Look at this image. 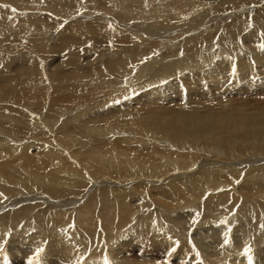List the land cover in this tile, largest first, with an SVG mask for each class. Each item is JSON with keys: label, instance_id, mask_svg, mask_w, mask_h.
<instances>
[{"label": "bare ground", "instance_id": "obj_1", "mask_svg": "<svg viewBox=\"0 0 264 264\" xmlns=\"http://www.w3.org/2000/svg\"><path fill=\"white\" fill-rule=\"evenodd\" d=\"M89 1L106 5H95V9H93L79 4V2L85 3L87 0H27L23 3L14 1L16 5H28V8L36 5L35 10L38 7L39 10L40 8L41 10L42 8L50 10V12L47 11L48 13L42 11L37 14L34 13L33 16L31 15L32 22L29 21L30 19L27 16L20 19L19 17L22 14L18 8L11 11L12 15L15 16L12 19L8 17L9 12H7V9L0 6V58L12 70H14L13 66L16 64L27 65V68L19 73L10 72L6 74L5 71V73H1L2 70L0 71V134L6 133L5 139L0 140V180L4 184L0 186L8 185L10 188L21 186L15 178V173H11V171L8 174L6 173V167H14L16 170L19 168L21 171L26 169L24 167L31 165L37 168L38 171L39 167L44 170V166L49 167L51 170L55 168L56 172L54 173L47 170L48 173L52 174V180L50 181V174L42 172V179L48 178V181L41 182L44 185L59 186L58 190L53 191L50 188H44V185H42L43 189L48 191L54 199L56 196H61V192L62 194L71 195L74 191L75 194V189L71 187L77 186L70 183L64 185L59 181L66 183L68 178H65L64 175L75 173L76 170V174H85L89 169L96 172L97 167L102 168L111 180L123 178V174L130 175L127 169L132 170V177L138 173L150 177L156 167H166V170L160 171L159 174L154 172V175H159V177L168 175L163 177V180L168 182L167 186L164 184L166 187L162 186L155 190L161 191L158 193L161 197L162 192L167 194L179 192L182 198L187 196L186 201L182 200L180 196L183 203L180 205L183 206L186 204L188 207L194 206L198 201H201L202 197L208 195L207 199L204 198V202L209 208L220 210L221 205L225 202H222L226 198L224 197L225 194L231 192L225 190H234L239 187L236 182L242 180L246 182L245 186L248 190L252 191L257 188L264 193V168H262L264 167V160L258 162L257 160L248 159L239 163V165L233 163L218 165V161H214L216 163L213 162L212 165L203 164L204 161L199 162V159L202 158L201 154L206 151L207 154L213 153L217 156L223 154L240 155L247 151L249 153L250 150H253L254 153L255 151L264 153V105H262L264 102L262 101V104L260 102L261 105H259L256 101L258 104L256 105L250 104L248 100L243 105H240L241 103L236 105L231 101L232 99L223 97L227 93H233L234 88L235 90H243L246 93L251 91L264 94V50L260 48V45L264 43V38H261L262 36L256 38L254 33L251 32L252 30L250 32L246 31L249 24L245 18L246 16L241 13V15L235 13V20L230 23L226 24L223 20L222 27L214 24L210 25L209 22H207L209 23L208 27H204L205 29L201 32V29L197 27L198 23L203 24L202 19L206 16H210L207 19L211 22L213 20L211 16L225 14L224 18H226L229 13L239 12V9L243 10L245 5H232L233 2L244 4L256 0H209L208 4L203 0ZM58 5L60 6L58 7ZM61 5L63 6L62 9ZM235 7L237 9L233 10ZM30 8L32 9V7ZM84 13L86 18H83ZM91 13L98 14L94 18H90L93 16ZM48 14L62 16V20H65L64 23L67 24L63 32L70 33L69 36L58 35L57 43L53 44L54 47L59 45L64 47L71 42L85 43L84 46L79 47L92 49L102 46L100 52L87 57V59H91V64L87 66L85 64L88 63L84 62V66L80 69L81 75H77L75 71L65 74L72 75L67 82L63 81L64 74L61 72L50 75L38 69L41 68V63L35 60L34 57L40 59V56H50L48 61L56 57L54 56L55 53L46 49V44L40 42L42 38L38 37L39 41L36 36H32L33 40L43 47L38 52L32 45L20 41H17L14 48L11 41L9 42L6 38L8 35L6 26L9 24L19 29L33 26L31 31L36 33L39 27L38 20L47 18L45 16ZM69 18L71 19L69 20ZM89 21H107L109 35H114L118 30L120 34L125 36L116 41L88 42L89 40L104 41L109 37L98 32L105 28V24H94ZM260 21L262 23V20ZM257 23L259 21H256ZM50 28V23L44 26L45 30H50ZM197 29H200L199 32H197ZM206 30L209 32L206 33ZM76 31L83 33L84 36H73ZM260 32L262 33V30ZM48 33L53 36L52 28ZM243 40L251 43H244ZM231 44H234V47L231 48ZM137 49L147 52L149 56L138 65L137 63L133 65L134 61L138 59L136 56L140 51ZM7 52H11L12 56H6L4 53ZM157 52L160 54L150 56V54ZM61 56L68 59V52L66 54L63 52ZM36 66L38 67L36 68ZM15 67L19 68L18 66ZM87 72H93L97 80L84 83L83 80L87 77ZM129 72L131 74L124 79L123 76ZM100 74L104 78L100 77ZM122 83L126 86L125 88ZM201 85L205 86L204 89L209 92L207 95H211V90H215L216 92H211L212 98H215L219 103L213 102L214 105L208 101L209 108H206L204 104L202 105L200 103L201 95L198 93ZM64 86L68 90H63ZM105 88L108 91L102 90ZM136 89L142 90L136 92ZM112 90L116 92L113 93ZM207 91L204 90V92ZM106 92L110 93L107 94ZM66 93L68 105H63L59 109L62 111L58 113L53 110L40 112L35 109L36 107L32 102L33 99H42L48 102L49 105L60 108L61 103L58 101V97ZM92 94L98 96L94 99ZM126 95L130 99H126L128 98ZM204 97L208 100L207 96ZM262 99L259 97L258 100ZM227 101L231 103H227ZM142 102L147 105L139 107ZM111 103L114 106L112 109V105L110 108L108 107ZM119 103H121L120 108L122 109L113 113L116 104L119 105ZM134 103L139 104L134 105ZM162 103H168L169 107L163 106ZM15 104L22 105L27 112L23 111L24 108L12 106ZM125 104L127 105L125 108L128 107L127 109L124 108ZM122 105L124 106L122 107ZM136 106L138 107L136 108ZM222 107H224L223 113L219 112ZM31 108H34V111ZM247 109H253V111H246ZM112 115L113 117H111ZM223 132L232 138H229V140L234 141L228 151H224V148L219 144L211 145V142L206 144L202 141L204 138L209 139L210 134L213 135L212 139L216 138L215 135L218 137L217 139H221L218 134L221 135ZM167 133H172L173 136L169 137ZM117 134L123 137H117ZM161 135L166 138L169 137V139L161 140ZM5 141L10 142L5 143ZM14 143L19 147L15 146ZM162 143H166V146L162 147L164 151L156 150ZM30 148H33L37 153L32 154L33 149L30 150ZM167 148L171 151L169 150V153L165 155ZM180 152H186L187 157ZM213 155L211 154V156ZM186 159L189 160L186 161ZM243 164H246L245 168H239ZM194 166L215 167L216 171L213 170L214 173L221 175L226 172L225 176H229L234 181L221 183L218 178L219 181H216L215 177H208L209 181L206 185H203L196 183L194 180H188L189 178H184V175L176 178L177 173L183 172L185 174L186 170L190 172L194 169ZM2 167H5L6 170ZM77 167L81 168L76 169ZM220 170H223V172ZM211 171L204 169L201 175L204 178L210 173L213 174ZM38 173L40 172L33 174V176L27 175L30 180L29 183L35 188L43 190L40 188L41 186L36 184V181L41 180ZM60 173H65L63 179ZM169 176L172 178L169 179ZM79 178L82 182L90 183L87 178ZM63 185L65 187L61 188ZM140 185L142 184L140 183ZM89 187L88 185L83 188L80 186L81 191L76 192L81 195L87 189V193ZM21 189L24 190L25 188L22 187ZM126 189L129 188L126 187ZM141 189L146 190V187L143 185ZM208 190H212L213 194L209 195ZM218 190H221V194H214L219 192ZM137 191L138 189L136 190L134 187L130 192L127 191L128 193H119L118 195L130 200ZM21 192L23 191L21 190L18 193ZM154 195H156V192ZM35 198L36 196L30 197L28 195L22 200ZM119 198L118 196L115 198L117 203L111 199L101 201V203H105L104 206H107L111 210L110 213L112 212L111 215L115 217L114 221L111 218L106 219L107 229H110V232L106 231V225L104 226L106 232L104 228L101 229V226V228H95L96 225H93V228H91L90 224L86 225L81 218L83 211L81 208L84 204L76 210L78 214L75 213L74 223L77 222L76 226L67 219L68 217H64L65 219H62V221L67 230L62 228L64 226L59 227L60 225L52 222L54 225H51L50 230L53 232L46 235L48 229L33 220L29 225L24 226L26 216L5 214L9 216L7 217L10 220L9 225L3 224L2 221L5 218L0 216V246L5 247L0 251V253H4L3 255L0 254V260L5 259L10 253L9 256H12L11 258L14 261L11 263L9 258V264H19V262H24L22 260H26L24 264H28L29 259H33L34 263L37 262V264H105L106 257L110 264H231L230 261L236 259L242 261V264H264V199L259 200L255 205V209L248 210L244 222L240 224L247 226L249 235H257V243L241 236L235 240L232 237L226 239L224 237L230 235L229 230L225 229V232L222 231L220 235V231L214 230L216 228L213 229V226H211V229L209 227L206 230L203 228L205 226L199 225L197 230H200V232L203 230L210 232L208 235L199 234L201 239L205 240L204 244L200 242L202 245L199 248L190 242L192 238L189 236L188 231L200 221V215L194 214L195 212H193V216L188 214L191 218L187 222L186 219L184 222L189 230L185 231L183 229L180 235L179 232V234H176L177 228H172L170 224L173 221L170 219L174 215L169 213L162 216L159 213L161 210L160 205L152 207L153 213L150 212L149 215L145 214L146 209L145 213L143 212V215L138 218L139 221L137 220L133 224L131 216L134 214V210L128 207V203L123 201L120 203ZM151 198L153 199V197ZM44 199L50 201L47 200L46 196ZM18 200L21 199L16 201L7 200L9 202L6 201V204L11 206L14 203L16 204ZM140 200L144 201L142 197H140ZM170 200L174 201L171 198ZM170 200L169 204H171ZM176 200V202L179 201L178 198ZM160 201H163V199L161 198ZM92 202H95L94 197L86 201L87 204ZM145 202L143 208H149ZM161 203H164V201ZM176 204L180 206L179 202ZM258 205L259 209L256 210ZM1 206V210H3L5 204ZM12 214H14V210H12ZM205 214L207 216V213ZM30 215L28 214V217ZM40 215V213H36V216ZM135 216L133 215V217ZM144 216L147 218L144 219ZM162 217L165 219H162ZM207 217L212 219L209 218L210 215ZM179 221L181 222V219ZM56 226L57 229H54ZM119 233L126 241L121 246L114 247L113 242L121 238L117 236ZM13 237L20 238L19 243L24 238L23 241L29 242L28 248L34 244L36 249L40 248L43 251L39 253L38 257L37 254L36 256L26 257V254L30 251L27 252L28 249L25 250L21 245V247L12 245L9 249L7 239ZM30 237L31 240L27 241ZM10 242L12 241L10 240ZM121 243L123 242L121 241ZM173 248L175 252H172ZM245 249H250V251L245 252Z\"/></svg>", "mask_w": 264, "mask_h": 264}, {"label": "rangeland", "instance_id": "obj_2", "mask_svg": "<svg viewBox=\"0 0 264 264\" xmlns=\"http://www.w3.org/2000/svg\"><path fill=\"white\" fill-rule=\"evenodd\" d=\"M6 1V2H5ZM0 0V6L1 7H4V8H6L7 9V12H9V16L8 17H11L12 19H14L15 18V16H13L12 14V12L11 11H13V10H17V8L20 10V12H21V16L19 17L20 19L22 18H25V16H27L30 20L29 21H33V20H31V15L33 16V14L34 13H39V12H43V13H48V12H50V10L49 9H45V8H42V10H41V8H40V10H39V7L38 8H36V10H35V7H37L36 5L35 6H30V7H32V9L29 7L28 8V5H24V4H17L16 5V3H14V1L16 2V1H20V3H23V2H26L27 0H12V1H8V0ZM8 1V2H7ZM202 1V0H201ZM235 1V0H234ZM257 1V2H256ZM256 1H254V2H245L244 4H242V3H238V2H233L232 3V5H245L244 7H243V10H240L239 9V12L237 11V12H234V13H229L228 15H227V17L226 18H224V15L225 14H219V15H214V17L213 16H211L212 18H213V20H211V22L207 19V18H210V16H206L204 19H202V22H203V24L202 23H198V25H197V27H199L200 29V32L203 30V29H205L204 27H208L207 25L210 23V25H218V26H221L222 27V25H223V20H225V22L224 23H230L231 21H234L235 20V13H237V14H243V16L245 15L246 17V19H247V21H248V24H249V27L247 28V30L246 31H248V32H250L251 30V32L252 33H254V35H255V37L257 38V37H261V38H264V35H261L262 33H264V12H263V10H264V0H261V1H259V0H256ZM47 2V1H46ZM203 2H205V3H209V0L207 1V0H203ZM7 3H12V4H7ZM48 3V2H47ZM15 4V5H14ZM79 4L80 5H84V6H87L88 8H90V7H92L93 9H95V5H106V4H104V3H92V2H90L89 0H87V2H85V3H81V2H79ZM12 5V6H11ZM22 5V7L20 8V6ZM24 6V7H23ZM60 5H58V7H59ZM33 7H34V9H33ZM62 5H61V9H62ZM60 9V10H61ZM235 9H237L236 7L233 9V10H235ZM39 10V11H38ZM44 10V11H43ZM45 10H46V12H45ZM248 10V11H247ZM38 11V12H37ZM48 11V12H47ZM260 11V12H259ZM246 12V13H245ZM26 13H28V15H26ZM212 13H214V14H216L214 11H212ZM25 14V15H24ZM35 14V15H36ZM93 16H91L90 18H94V16L96 17L97 16V14L98 13H91ZM240 14V15H241ZM16 15V14H15ZM24 15V16H23ZM49 16V17H48ZM45 17H47V18H45ZM44 18L45 19H43V20H38V24H39V27L37 28L38 30L36 31V33H34L33 31H31V28L33 27V26H27V27H25V29H19V28H16V27H14L13 25H11V24H9L8 26H6V30L8 31V35H7V40L10 42L11 41V45L15 48V46H16V44H17V41H20V42H24V43H27V44H30V45H32L35 49H36V51L38 52V51H40V49H43V47L40 45V44H38L37 42H35L34 40H33V38H32V36H36V38L38 39V37H40V38H42V41H40L39 39V41L40 42H42V43H44V44H46V49H49V50H51L53 53H55V55L54 56H56V57H54V59L53 60H49L48 61V59L50 58V56H40V59H37L36 57H34V59L35 60H37L39 63H41V68H38L39 70H41V71H43L44 73H47V74H50V75H55V73H57V72H61V73H63L64 74V76H63V81L64 82H67V80L68 79H70L71 78V74L70 75H65L66 73H71V71H75L76 72V74L77 75H81V68L84 66V62L85 63H88V64H85V65H89V64H91V59H87V57H89V55H92V56H94V53H96V52H100L101 51V48H102V46H99V47H96V48H94V49H92V48H89V47H79V46H84V44L85 43H77V42H71V43H69L67 46H64V47H62V46H58V47H54L53 46V44H55V43H57V36L58 35H61V36H65V35H67V36H69L70 35V33L69 32H63V29H64V27H65V25H67L66 23H64V21L65 20H62V16H60V15H54V16H52L51 14H48V15H46ZM258 17V18H257ZM83 18H86V15H85V13L83 14ZM211 18V19H212ZM224 18V19H223ZM71 18H69V20H70ZM80 19V18H79ZM216 19V20H215ZM220 19V20H219ZM259 19V20H258ZM205 20V21H204ZM221 20H222V22H221ZM227 20V21H226ZM254 20H256L257 22L259 21V23H257L256 24V21H254ZM260 20H262V23H261V21ZM200 21H201V19H200ZM212 21H213V23H212ZM247 21H245V22H247ZM89 22H92V23H94V24H105V28L104 29H102V30H99L98 32L100 33V34H102V35H108L109 37H107L104 41H100V40H89L88 42H91V41H97V42H107V41H116V40H119V39H122V38H124V36L125 35H123V34H120L119 32H118V30H117V32L114 34V35H109L108 34V30H109V25L107 24V21H89ZM207 22H209V23H207ZM252 24H251V23ZM47 23H50V25H51V28H52V30H53V36H51V35H49V31L51 30V28H50V30H45L44 29V26L47 24ZM110 23V22H109ZM222 23V24H221ZM110 24H112V23H110ZM199 24H201V26H199ZM221 24V25H220ZM251 24V25H250ZM204 25V26H203ZM259 25H261V26H259ZM261 27V28H260ZM107 28V29H106ZM223 30L225 29V28H222ZM257 29V30H256ZM199 30L197 29V32H199ZM262 30V33L260 32ZM0 31H1V29H0ZM206 33L207 32H209V31H205ZM257 34V35H256ZM126 35H128V34H126ZM259 35V36H258ZM73 36H75V37H81V36H84V34L83 33H81V32H74L73 33ZM227 37H228V35H227ZM234 41H235V39H234ZM243 42H244V40H243ZM244 43H251V42H244ZM232 47H234V44H231V48ZM66 48V49H65ZM0 49H1V47H0ZM63 49H65L66 50V52H68V59H66L67 57H64V56H61V54L64 52V54H66V52H65V50H63ZM138 51L140 50V49H137ZM137 52V51H136ZM87 53V54H86ZM6 56H12L11 55V52H7V53H4ZM56 54H58V55H56ZM148 53L147 52H145V51H139L138 52V54H137V56H136V58H138L137 60H135L134 61V63H133V65L134 64H136L137 63V65L141 62V61H143V60H145L149 55H147ZM156 54H160L159 52H157V53H153V54H150V56L152 55H156ZM82 57H85V58H83L82 59ZM81 58V59H80ZM78 63V64H77ZM264 63V62H263ZM43 64V65H42ZM15 66H18L19 68H16ZM38 66H36V68H37ZM27 68V65H21V64H16V65H14L13 66V69L14 70H12L11 69V67H8V65H5V63L4 62H2V60H1V58H0V71L2 70V72L1 73H5L6 72V74L7 73H10V72H14V73H19V72H21V71H24L25 69ZM5 71V72H4ZM129 74H131L130 72L129 73H127V74H125L124 76H123V78L125 79L126 78V76H128ZM149 74V73H148ZM87 77L83 80V82L84 83H91V82H94V81H96L97 80V78L94 76V74H93V72H87ZM100 77H102V78H104V76L103 75H101L100 74ZM123 79V80H124ZM94 85H96V84H94ZM122 85L124 86V84L122 83ZM121 85V86H122ZM67 86H68V84H67ZM122 86V87H123ZM203 85H201L200 86V90H199V94L201 95V100H200V103H202V105L204 104V106L206 107V108H209V102H211V104L214 102V103H219L217 100H215V98H212V93L211 92H216L215 90H211V92H210V94L211 95H207V93L209 94V92L207 91V89H204V87L205 86H203ZM238 86H240V85H238ZM69 87V86H68ZM126 86H124V88H125ZM115 89V88H114ZM143 89V88H142ZM142 89H136V92H140ZM63 90H68V88L66 87V86H64L63 87ZM102 90H104V91H106L107 89L105 88V89H102ZM204 90L205 91H207V92H204ZM108 91V90H107ZM120 91V90H119ZM198 91V90H197ZM112 92L113 93H115L116 91L115 90H112ZM201 92V93H200ZM35 93H37V92H35ZM107 94H109L110 92H106ZM235 93V94H234ZM253 93L254 92H245V91H243V90H235V88H234V91H233V93L232 92H230V94L229 93H227L228 94V96H227V94H225L223 97H225V98H230V100L233 102V103H235L236 105H239V103H241L240 105H243V104H245L248 100V102H250V104H256V105H258L260 102H261V104L264 102V94H258V93H254V95H253ZM247 94V95H246ZM92 95H94V94H92ZM99 95H100V92H99ZM129 95V94H128ZM128 95H126V97H128ZM231 95V96H230ZM98 95L96 94V95H94L93 97H94V99L97 97ZM129 96H131V95H129ZM204 96H207L208 97V100H207V98H205ZM210 96V97H209ZM125 97V98H126ZM243 97H246V98H243ZM259 97H260V99H262V100H258L259 99ZM157 98V97H156ZM204 98V99H203ZM211 98V99H210ZM224 98V99H225ZM126 99H130V97H128V98H126ZM213 99V100H212ZM247 99V100H246ZM255 99V100H254ZM206 100V101H205ZM234 100V101H233ZM242 100H243V103H242ZM58 101L61 103L60 105H59V107L60 108H55L54 106H52V105H49L48 104V102H46V101H44V100H42V99H33L32 100V102L34 103V106L36 107L35 109L36 110H38V111H40V112H42V111H50V110H53V111H55L56 113H58L59 111H62V110H59V109H61V107H63V105H68V103H67V101H68V98H67V93L66 94H64L63 96H59L58 97ZM92 101H95V100H92ZM209 101V102H208ZM239 101V102H238ZM256 101H258V104L256 103ZM263 101V102H262ZM158 102V101H157ZM144 103V104H143ZM208 103V104H207ZM213 103V104H214ZM216 103V104H217ZM221 103V102H220ZM227 103H231L230 101H227ZM138 105L139 103H134V105ZM141 104V105H140ZM139 104V107H141L142 105H147L145 102H142V103H140ZM261 104H259V105H261ZM41 105H43V107H41ZM111 105H112V103L111 104H109V108L111 107ZM114 105H115V103H114ZM162 105L163 106H165V107H169L168 106V103H165V104H163L162 103ZM161 105V106H162ZM215 105V104H214ZM262 105H264V104H262ZM12 106H14V107H17V108H21V109H23L24 107L22 106V105H19L18 106V104H15V105H12ZM124 105H122V107H123ZM127 105L125 104V106H124V108L126 107ZM251 106H255V105H251ZM250 106V107H251ZM114 106L112 105V107H111V109L113 108ZM121 107V103H119V105H117L116 104V106H115V108H114V111H113V113L114 112H117L118 110H121L122 108H120ZM138 106H136V108H137ZM128 108V107H127ZM127 108H125V109H127ZM33 111H34V108H31ZM125 109H123V110H125ZM254 109V108H253ZM253 109H247L246 111H253ZM256 109V108H255ZM23 111L24 112H27L26 110H25V108L23 109ZM223 111H224V107H222L220 110H219V112H222L223 113ZM246 111H244V112H246ZM30 112V111H29ZM30 113H32V112H30ZM33 114V113H32ZM111 117H113V115L111 116ZM110 117V118H111ZM6 135V133H1L0 134V140L1 139H5L4 138V136ZM171 135H172V133H167V136H169V137H171ZM219 136H220V138L221 139H217L218 137L215 135V139H212V136L213 135H209L208 137H210L209 139L208 138H204V140H202L203 141V143H206V144H209L210 142V144L211 145H221L223 148H224V151H228V150H230V146H232L233 145V142L234 141H232V140H229V138L230 139H232L227 133H225V132H223V133H221V135L220 134H218ZM227 135V136H226ZM173 136V135H172ZM229 136V137H228ZM117 137H123V136H121V135H119V134H117ZM169 137H167L168 139H169ZM166 137H164V136H162L161 135V140H166L167 139ZM211 139V140H210ZM219 140V141H218ZM222 140V141H221ZM217 141V142H216ZM221 141V142H220ZM224 141V142H223ZM232 141V142H231ZM9 143L10 141H5V143ZM24 144V143H23ZM188 144H189V141H188ZM225 144H227V145H225ZM14 145L15 146H17V147H19V145H17L16 143H14ZM21 145V144H20ZM160 147L158 148V149H156V150H160V151H164V150H162L163 148V146H166V143H162L161 145H159ZM229 146V147H228ZM33 148H30V150H32ZM22 150V149H21ZM21 150H20V152H21ZM169 150L170 149H168L167 148V150H166V153H165V155H167V153H169ZM168 151V152H167ZM171 151V150H170ZM188 151V150H187ZM37 153V151H35L34 149L32 150V154H36ZM171 153V152H170ZM180 153H182L183 155H185L186 157H187V153L186 152H180ZM211 154L213 155V153H209V154H207V151L206 152H204V153H202L200 156L202 157V158H200L199 159V162H203V164H208V165H212L213 164V162L214 161H218V165H225V164H229V163H233V164H235V165H239V163H241V162H245V160H248V159H253V160H257L258 162L259 161H263L264 159V153L263 152H256L255 151V153H254V151L253 150H250L249 151V153H248V151L247 152H245V153H242V154H240V155H225V154H223L222 156H217L216 154H214L213 156H211ZM208 155V156H207ZM205 156V157H204ZM207 156V157H206ZM245 156V157H244ZM196 157V156H195ZM207 158V159H206ZM219 158V159H218ZM214 159V160H213ZM218 159V160H217ZM187 160H189V159H186V161ZM219 160H220V163H219ZM162 163V162H161ZM160 163V164H161ZM216 162H214V164H215ZM263 163V162H262ZM166 164V163H165ZM199 164H202V163H199ZM203 166V165H202ZM244 166H246V164H243L242 166H239V168H241V169H244L245 167ZM2 168H4L5 170H6V168H7V170H6V173L8 174V172H10L11 171V173H15V178H17V180L19 181V184L21 185V186H16V187H14V188H10L8 185L7 186H0V210L2 209V206L1 205H3V204H5V208L3 209V210H1L0 211V216H4L3 218H5L2 222H3V224H6V225H9L10 224V220L7 218V217H9L8 215H5V214H11V215H16V216H23V217H25L26 218V220H25V222H24V226L25 225H29V223L30 222H32V220L33 221H35V222H37L38 224H40L41 226H44V228L45 229H48V230H46V233H45V235L47 234V233H51V232H53V231H51L50 229H51V225H54L52 222H55L57 225H60L59 227H61V226H64V223H63V221H62V219H65V218H67V219H69L70 220V222L71 223H73L75 226H76V224H77V222H75L74 223V220H75V218H76V216H75V213H76V215H78L77 214V212H76V210H77V208L78 207H80V206H82L83 204V206H82V215H81V218H82V220L86 223V225L88 226L89 224H90V227L91 228H93V225H96L95 226V228L96 227H100L101 229H103L104 228V226L106 225V219L107 218H111V220L112 221H114L115 220V217L113 216V215H111V213H110V209L107 207V206H104V204L103 203H101V201H104V200H106L107 201V199H111L113 202L115 201V198L118 196V198L120 197V195H118L119 193H126L127 191L128 192H130L134 187H135V189L137 190L138 189V191L137 192H135V194L132 196V200L130 199H124V198H122V197H120L119 199H118V201L120 202V203H122V201L124 202V203H128L129 205H128V207H130L132 210H134L133 211V213L134 214H132V216H131V222H134L133 224H135L136 222H137V220L139 221V217L140 216H142L143 215V212L145 213V211H146V209H147V211H146V215H149L150 214V212L151 213H153L152 212V207H154L155 205H160L161 206V210L159 211V213L160 214H162V216L164 215V214H172V215H174V216H172V219H170V220H173L172 222H170V224H171V227L172 228H177V230H176V234L179 232L180 233V235L182 234V232H183V229L185 230V231H188L189 230V228H188V226L185 224V220H186V222L191 218L190 216H193V212H195L194 214H198V216H199V219H200V221H198L197 223H196V225L190 230V231H188V233L190 234L189 236L192 238L191 239V241L190 242H192V244L194 245V246H196V247H199L200 248V245H202V244H204L205 243V240H203V239H201V237L199 236V234H205V235H208V233H210V232H207L206 230L209 228V229H211V226H213L212 228L214 229V228H216V229H214V230H217V231H220V235H221V233H222V231L223 232H225L224 230L226 229V230H229V234L230 235H228V236H225L224 238H226V239H230L231 237H232V239L233 240H235V239H237L239 236H241L242 238H244V239H249L250 241H252L253 243H257V235L256 234H252V235H249L248 234V230H247V226H244V225H240L242 222H244V220H245V216L247 215V212H248V210H250L251 208L252 209H255V205L259 202V200L260 199H264V193H263V191H261V190H258L257 188L256 189H254V190H252V191H250V190H248L247 188H246V186H245V184H246V182H244L243 180L242 181H240V182H236V184L239 186V187H236L234 190L232 189H227V190H225V191H231L230 193L228 192V193H226L225 194V196L224 197H226L224 200H222V202H224L222 205H221V208H220V210H213V209H211V208H209L208 207V205L204 202L205 201V199H207L208 198V195L206 196L205 195V197H202L201 198V201H198L197 203H196V205H191V207H188L187 206V204L186 205H180V204H183L182 203V200H184V201H186V197L187 196H183V198H182V195H180L179 194V192H176V194H178V195H176L175 193H163L162 192V197L161 196H159L160 194H158L159 192H161V191H157V190H155V189H159L160 187H162V186H165L164 184H166V186H167V183L168 182H166V181H164L163 180V177L165 176V177H167L168 175H164V176H160L159 177V175L157 176L156 174H159V172L160 171H164V170H166L167 168L166 167H156V169L154 170V172L156 173V172H158V173H156L155 175H154V172H153V174L152 175H150V177L149 176H144L143 174H140V173H138L137 171H136V173H138L137 175H134L133 177L131 176V173H132V170L131 169H127V171H129L128 173H130V175H127V176H129V177H127L125 174H121L122 176H124L123 178H115V179H111V180H109V176H106V174L104 173V171H103V169L102 168H98L97 167V170H96V172L94 171V170H92V169H89L85 174H83V173H77L76 174V171H75V173L73 172L72 174L70 173V174H65V173H60V175H62L61 177H62V179H63V175H64V177L65 178H68V180H67V182L65 183V182H63V181H59L61 184H72L73 186H77V187H71V188H74L75 189V194L72 192L71 193V195L70 194H62V192H61V196H56L54 199H53V196L50 194V193H48V191H46V190H44L43 189V187H42V185H44L43 183H45L46 181H48V178H46L45 180L44 179H42V172L43 173H45V174H50V173H48V172H56V170H55V168L54 169H49V167H46V166H44V170H43V168L41 169L40 167H39V171L38 170H36L37 168H35V167H33L32 165L31 166H27V167H24V168H26L25 170H22L21 171V169H19L18 167V170H16L14 167H2ZM22 168V167H21ZM81 167H77L76 169H80ZM171 168V167H170ZM199 168H201V169H199ZM215 167H195L194 166V169L193 170H191L190 172L189 171H187L186 170V173L185 174H183V172L182 173H177L176 174V178H180L181 176H183L184 175V178H186V179H188V180H194V181H196V183H201V184H203V185H206L207 184V182L209 181V178L210 177H215L216 178V181H219L220 180V182L222 183V182H229V181H234L233 179H230V177L229 176H225V173H223V174H221V175H219V174H216V173H214L213 172V170L214 171H216L215 169H214ZM262 168H264V167H262ZM204 169H209V170H212L211 172H213V174L212 173H210L209 175H206V176H204V178H203V176L201 175V173L203 172V170ZM15 170V171H14ZM32 170V171H31ZM47 170H49L48 172H47ZM126 170V169H125ZM224 170V169H223ZM223 170L221 171V172H223ZM133 171H135V170H133ZM199 171V172H198ZM205 171H207V170H205ZM226 171V170H225ZM32 172V173H31ZM37 172H40V173H38L39 175H40V179L41 180H38V181H36V184L38 185V186H41L40 188L41 189H43V190H39L38 188H35L34 186H32V185H30V180H29V178H28V176H33V174H35V173H37ZM219 172V171H218ZM26 174V175H25ZM180 174V175H179ZM212 174V175H211ZM214 174H216V175H214ZM0 175H1V171H0ZM28 175V176H27ZM52 174H50V176H51ZM139 175H140V177H139ZM189 175H191V176H189ZM23 176V177H22ZM138 176V177H137ZM179 176V177H178ZM187 176V177H186ZM197 176H198V178H197ZM199 176H201V177H199ZM218 176V177H217ZM73 177H74V182H73ZM79 177H83V178H87L88 179V181H90V183H86V182H82V180L79 178ZM127 177V178H126ZM136 177V178H135ZM143 179H142V178ZM209 177V178H208ZM225 177V178H224ZM38 178V177H37ZM70 178V179H69ZM82 178V179H83ZM130 178V179H129ZM131 178H133L132 179V181H131ZM146 180H145V179ZM148 178V179H147ZM169 179H171L172 177L171 176H169L168 177ZM200 178H201V180H200ZM219 180H218V179ZM228 178V179H227ZM52 180V176H51V178H50V181ZM149 180V181H148ZM199 180V181H198ZM212 180H214V179H212ZM40 181V182H39ZM42 181H44L43 183H41ZM80 181H81V185H80ZM125 182H127V183H125ZM165 182V183H164ZM2 183V184H1ZM23 183V184H22ZM140 183L142 184V185H140ZM48 184H50V183H48ZM79 184V185H78ZM0 185H4L3 184V182H1V180H0ZM37 185H36V187H37ZM62 186L61 188H64L65 186ZM88 185V187L90 188L89 189V191L86 193V191H87V189H86V191L85 192H82L81 193V195H79L76 191H81V188H83L84 186H87ZM144 185V187H146V190L145 189H141L140 190V188H141V186H143ZM11 186V185H10ZM31 187V189H30V187ZM79 186V187H78ZM80 186H81V188H80ZM103 186V187H102ZM134 186V187H133ZM165 186V187H166ZM3 187V188H2ZM25 188L24 190L23 189H21V188ZM126 187L127 188H129V189H126ZM131 187V188H130ZM19 188V189H18ZM44 188H50L51 190H53V191H55V190H58V188H59V186L57 185V186H52V185H44ZM15 189V190H14ZM26 189H27V191H26ZM30 189V190H29ZM23 191V192H21V193H18V192H20V191ZM37 190V191H36ZM60 190V189H59ZM62 190V189H61ZM43 191V192H42ZM79 191V192H80ZM145 191V192H144ZM219 192H216V193H214V194H217V195H220L221 194V190H218ZM127 192V193H128ZM156 192V195H154V193ZM211 192V193H210ZM223 192V191H222ZM10 193V194H9ZM15 193H17V194H15ZM48 193V194H47ZM102 193H103V195H102ZM111 193H112V195H111ZM148 193V194H147ZM207 193H209V195H212L213 194V192H212V190H208V192ZM7 194H9V195H7ZM31 194V195H30ZM36 194V195H35ZM86 194V195H85ZM90 194V195H89ZM92 194V195H91ZM153 194V195H152ZM173 194V195H172ZM30 196V197H33V196H36V198L35 199H31V200H25V201H23L22 199L23 198H25V197H27V196ZM115 195V196H114ZM152 195V196H151ZM159 197H161L162 199H163V201H164V203H161V202H163V201H160L161 200V198H159ZM166 195V196H165ZM47 197V200H50V201H45V199H44V197ZM52 198H51V197ZM97 196V197H96ZM144 196V197H143ZM153 197V199L151 198V197ZM157 196L158 197V201H157V197L155 198V197ZM165 196V197H164ZM171 196V197H170ZM172 196H174L173 198H172ZM176 196H177V198H178V202H179V205L180 206H178V204H176V203H178V202H176L177 200V198H176ZM180 196H181V198H182V200H181V198H180ZM202 196V195H201ZM92 197H94L95 198V202H92V203H90V204H87L86 203V201L89 199V198H92ZM109 197V198H108ZM113 197V198H112ZM140 197H142L143 199H144V201H146L145 203H146V205L148 204V206H149V208H143V206H144V201L143 200H140ZM164 197V198H163ZM7 198V199H6ZM50 198V199H49ZM104 198V199H103ZM155 198V199H154ZM170 198L171 199H174V201L173 200H170ZM205 198V199H204ZM17 199H21V200H18L17 202H16V204L14 203V204H12L11 206L9 205H7L6 203L7 202H9V201H7V200H12V201H16ZM73 199V200H72ZM165 199V200H164ZM128 200V201H127ZM155 200V201H154ZM168 200V201H167ZM169 200L171 201V204H169L170 202H169ZM7 201V202H6ZM20 201H22V202H20ZM105 201V202H106ZM132 201V202H131ZM180 201H181V203H180ZM183 201V202H184ZM77 203V204H76ZM115 203H117V201H115ZM172 203H175V204H173L172 205ZM185 203V202H184ZM55 204V205H54ZM16 205V207L14 208V206ZM28 205V206H27ZM51 205H53L52 206V208H50V206ZM134 205V206H133ZM142 205V206H141ZM201 205H203V207H201ZM260 205V204H259ZM259 205L257 206V208H256V210H258L259 209ZM8 206V207H7ZM57 206V207H56ZM171 206V207H170ZM175 206H177V207H175ZM182 206V207H181ZM186 206V207H185ZM200 206V207H199ZM7 207V208H6ZM13 207V208H12ZM164 207V208H163ZM11 208V209H10ZM46 208V209H45ZM138 210H137V209ZM183 208V209H182ZM49 209V210H48ZM164 209H165V212L163 213V211H164ZM167 209V210H166ZM9 210V211H8ZM12 210H14V214H12ZM58 210H59V212H58ZM63 210V211H62ZM74 210V211H73ZM151 210V211H150ZM180 210H182L181 212H180ZM199 210V211H198ZM16 211H18V213H16ZM22 211H24L23 213H22ZM44 211V212H43ZM168 211V212H167ZM188 211V212H187ZM226 211V212H225ZM255 211V210H254ZM108 212V213H107ZM177 212H179V213H177ZM21 213V214H20ZM36 213H40L41 215V217L40 216H36ZM59 213H61V214H59ZM83 213H85V214H83ZM139 213V214H138ZM205 213H207V216L208 215H210V217L209 218H212V219H208V217L206 216V214ZM223 213H226V214H224L223 215ZM28 214H31L29 217H28ZM114 214H115V211H114ZM190 216H189V215ZM58 215V216H57ZM63 215V216H62ZM69 215V216H68ZM133 215L135 216V217H133ZM182 215V216H181ZM214 215V216H213ZM253 215H254V213H253ZM34 216H35V218H34ZM83 216H84V218H83ZM86 216V217H85ZM175 216H176V218L178 217L179 219H181V222L179 221V219L177 218H175ZM186 216V217H185ZM202 216H203V218H205V219H203L202 218ZM213 216V217H212ZM224 216V217H223ZM55 217V218H54ZM65 217V218H64ZM69 217H71V218H69ZM181 217V218H180ZM201 217V218H200ZM215 217V218H214ZM226 217V218H225ZM239 217H240V219L242 220H240L239 219ZM87 218V219H86ZM88 218H90L89 220H88ZM145 218H147L146 216H144V219ZM175 218V219H174ZM207 218V219H206ZM162 219H165L164 217H162ZM183 219V220H182ZM197 219V218H196ZM198 219V220H199ZM202 219V220H201ZM255 219H256V216H255ZM59 220H61V221H59ZM136 220V221H135ZM178 220V221H177ZM175 221V222H174ZM183 221V222H182ZM196 221V220H195ZM7 222V223H6ZM129 223H130V221H129ZM181 223H183V224H181ZM132 224V223H131ZM174 224V225H173ZM195 224V223H194ZM204 224V225H203ZM213 224V225H212ZM221 224H222V226H221ZM183 225V226H182ZM187 227H186V226ZM199 225H202V226H205V227H203L204 229H206V230H203V231H201L200 232V230H197V227L199 226ZM174 226V227H173ZM107 225H106V231H109L110 229H107ZM26 229H28L27 227H25ZM64 230H67L66 229V227L64 226V227H62ZM195 228H196V230H195ZM54 229H57V226L56 227H54ZM53 230V229H52ZM180 230H181V232H180ZM193 230V231H192ZM104 231H105V228H104ZM105 231V232H106ZM200 233H199V232ZM205 231V233H203ZM43 232H45L44 230H43ZM110 232V231H109ZM178 233V234H179ZM81 234H83V232H81ZM117 236H119V237H121V233H119ZM222 236H224V234H222ZM230 236V237H229ZM176 238H177V236H176ZM196 238V239H195ZM198 238V239H197ZM214 238V237H213ZM223 238V237H222ZM14 239V240H13ZM29 240H27V241H30L31 240V237L30 238H28ZM125 238L124 237H121L119 240H117V241H114L113 242V246L115 247V246H117V245H119V246H121V244H124V242L126 241V239L124 240ZM179 239V238H178ZM2 240H4V239H2ZM8 240V245H9V249H10V247L13 245V246H17V247H21L22 246V248L24 247V249L26 250V249H28L27 250V252H29V253H27L26 255V257H31V255H33V256H36V254H37V249L35 248V245L34 244H32V245H30V247L28 248V246H29V242H25V241H23V240H25L24 238H23V240L21 239V241H20V243H19V240H20V238H18V237H13V238H10V239H7ZM7 240H4V241H7ZM10 240L13 242V244H12V242H10ZM17 240V241H16ZM196 240V241H195ZM121 241L123 242V243H121ZM16 242V243H15ZM202 244H201V243ZM24 243V244H23ZM21 245V246H20ZM28 245V246H27ZM216 245H217V243H216ZM215 245V246H216ZM25 246H27L26 248H25ZM5 247H3L2 248V246H0V251L1 250H3ZM33 248V249H32ZM35 248V249H34ZM38 249H40V248H38ZM7 252H10V251H7ZM1 255H3L4 253L3 252H1L0 253ZM9 255H10V253H9ZM6 256L5 257V259H1L0 260V264H9V260H11V263H13V261H14V259L13 258H11L12 256ZM29 255V256H28ZM61 255H63V254H61ZM227 256V255H226ZM225 256V257H226ZM203 257V256H202ZM10 258V259H9ZM9 259V260H8ZM212 260V259H211ZM2 261H5L4 263L2 262ZM22 261H24V262H19V264H24L25 262H26V260H22ZM28 262V261H27ZM225 262H227V261H225ZM33 263H34V261H33ZM230 263L231 264H242L243 262L242 261H239L238 259H236V260H232V261H230ZM34 264H37V262L36 263H34ZM42 264V263H41ZM43 264H48V263H43ZM225 264H229V263H225Z\"/></svg>", "mask_w": 264, "mask_h": 264}, {"label": "snow or ice", "instance_id": "obj_3", "mask_svg": "<svg viewBox=\"0 0 264 264\" xmlns=\"http://www.w3.org/2000/svg\"><path fill=\"white\" fill-rule=\"evenodd\" d=\"M261 35H264V33H262ZM260 48L262 50H264V43H262L260 45ZM42 251H43V249H37V257L39 256V253L42 252ZM248 251H250V249H245V252H248ZM172 252H175L174 248L172 249ZM169 255H171V253H169ZM28 264H33V259H29ZM105 264H110V262H109L107 257L105 258Z\"/></svg>", "mask_w": 264, "mask_h": 264}]
</instances>
